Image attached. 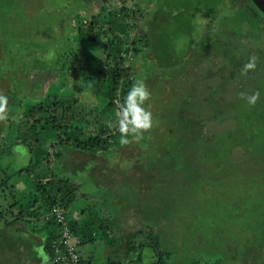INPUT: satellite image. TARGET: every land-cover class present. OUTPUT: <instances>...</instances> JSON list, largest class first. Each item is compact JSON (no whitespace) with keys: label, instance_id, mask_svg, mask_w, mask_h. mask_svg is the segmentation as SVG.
Instances as JSON below:
<instances>
[{"label":"rangeland","instance_id":"obj_1","mask_svg":"<svg viewBox=\"0 0 264 264\" xmlns=\"http://www.w3.org/2000/svg\"><path fill=\"white\" fill-rule=\"evenodd\" d=\"M107 1L86 0L85 8L78 12L75 9L78 0H0L1 25L7 29L5 33L0 32V56L3 58V53L7 54L6 62L0 63V71L4 69V74H15V79L21 83L18 97L23 93L28 98L26 102L23 101L25 115L30 107L38 105V102L32 103L30 99H41L45 105H50L56 98L57 103L73 104L76 112L81 113L80 118L87 116L89 119L91 116L92 121L94 119L91 124L78 120L71 122L68 135L73 139L79 136L86 140L89 134L97 135L100 129L105 130L106 135L110 134L111 128L115 127L119 106L130 90L128 81H124L115 99V108H108L106 93L111 90V83L103 74V57L113 53H110L104 41L97 44L87 42L82 46L74 43V25L80 16L86 19L102 13L108 17L105 21L112 23L115 28L117 26L123 36L127 35L126 25H129V29L134 27L129 20L121 23L122 15L117 18L109 16V12L118 8L119 4ZM126 2L128 10L137 8L141 11V14L135 15L134 35L154 32L165 37L167 53L172 57L171 60L169 56L166 57L169 66H165V73L172 70L167 68H178L179 60L182 59L180 53L184 51L187 55L190 49L189 56H186L190 60L185 59L181 67L186 72L180 73L179 67L170 74L171 78L160 79L158 77L161 74L151 67L148 70L150 77L147 78L142 72L146 65L142 64L144 61L154 63L152 56L138 55V52L127 55V63L137 71L136 81L143 80L150 91L151 99L145 107L152 113L153 125L139 137L129 135L126 144L122 143L121 135L115 136L109 140V149L97 156L67 147L49 127L38 135L46 149L34 144L32 134L24 127L19 128L16 123H10L4 129L0 146L9 147L10 152L0 160V182L6 179L9 182L5 186L14 187V191L9 193L6 187L0 190V214H4L0 218V264H7L2 259H9L12 250H18L24 257L22 264H35L36 258L45 260L41 246L37 247L22 234L27 227L43 228L40 221L42 216L28 219L32 222L28 221L26 225L20 221L14 222L8 225V229L4 224L5 220L14 219L12 216L20 206L41 196L42 192L36 189L38 185H45L53 193L61 190V199L72 187L77 190L80 198L73 202L67 215L68 221L78 230L77 234L102 238L105 245L109 240L101 228H109L111 221L117 220L119 227L113 230V234L117 245L121 246L128 240L140 242L146 239L143 235L135 236L136 231L146 225L154 230V234L160 233L162 251L171 253L170 264H191L193 260L234 263V248L240 252L246 248L244 243L250 232L254 238L264 237V161H250L245 150L238 146L230 147L231 161H216L213 149L217 138L224 135L231 142L236 125L233 128L231 119L221 123L203 100L209 97V88L216 86L221 90L215 96L230 104L237 95L242 100L253 95L264 99V73L259 77L230 75L231 82L221 86L227 74L226 71L219 72V61L222 59L214 58L212 63L205 59L199 62L196 51L200 33L206 29L205 20L190 15L185 17L183 8L169 5L170 0L167 3L164 0ZM68 10L70 13L66 16ZM63 18L65 21L62 26L58 23ZM182 31L191 34L180 36ZM210 36L213 35L210 33ZM246 42L254 45V40L250 38ZM262 51L260 65H263L264 70V48ZM208 67L212 69L210 72ZM235 79L244 86L241 89L243 92L237 90L239 87L234 85ZM9 83L10 80L7 83L6 78L2 80L0 91H6ZM198 104H201L203 117H198ZM211 115L216 120L211 119ZM198 121L207 129L206 134L200 136L198 125L197 139L186 140L188 134L183 135L182 132H186L187 123L195 126ZM176 123L181 124V135L175 136L176 140L170 144L169 136L164 134H167L170 124ZM256 129L262 130V124H258ZM202 138L212 145L210 150H203L204 155L201 149L198 150L199 144L204 142ZM16 141L23 143L16 144ZM24 142L34 151L33 160H30V151ZM52 144L58 145L63 153L59 162L54 164L52 162L57 159L54 156L57 148H49ZM40 155L46 159L35 163ZM47 161L52 162L48 164ZM53 167L60 169L63 176L67 177V188L60 189L56 182L51 181ZM1 170L8 173L4 175ZM21 170L20 176L13 174ZM101 172L107 174L112 190L110 186L107 187L108 179L99 180L103 175ZM122 175V185L113 187L114 181ZM122 186L124 189H121ZM34 193L37 195L34 196ZM82 194L88 196L83 199ZM117 194H121L117 197L120 203L112 201ZM39 207L43 205L39 204L34 209ZM99 211L104 214L102 226L93 224L90 230L88 227L93 216L89 212ZM79 217L83 220L80 227L76 224ZM24 242L27 245H23ZM152 256L151 250L145 249L142 264H151ZM95 263L100 264V258Z\"/></svg>","mask_w":264,"mask_h":264},{"label":"trees","instance_id":"obj_2","mask_svg":"<svg viewBox=\"0 0 264 264\" xmlns=\"http://www.w3.org/2000/svg\"><path fill=\"white\" fill-rule=\"evenodd\" d=\"M112 1L117 2L119 4V7L112 9L108 15L114 18L122 15L123 20L121 21V23L124 20H129L130 25L135 27V23L137 21L135 19V15L136 13H139L141 11H139L137 8L135 10H128L126 0ZM164 1L167 3V0ZM103 2L108 3L107 0H103ZM169 5L175 6V8H177L178 5L179 7H182L183 15L187 18L190 15L191 17H197L196 19H203L206 21V29L200 33V39L198 47H196V51L198 53L199 62L205 59L209 63H212L214 58L219 60L220 58L222 59V61H219V63H221L219 64V72L226 71L227 74L225 76L226 80H224L220 84L221 86H223V84L227 83L228 81L231 82L230 75H247L248 77H259L264 73V70H262L263 65H260V63L262 62V48H264V14L255 6L252 0H170ZM76 6L77 7L75 9L80 12L79 10L85 8L86 0H78V5ZM69 13L70 10H68L66 16ZM107 18L108 17H105L102 13L92 15L91 17L86 19H82L81 16L77 18L74 25L76 36L74 43L77 46H82L87 42L90 44H97L99 41H104L108 44L106 47L109 49L110 53H113L112 55L103 57L105 66L103 74L104 77L108 78L109 82L111 83V90L106 93L108 98L106 104L108 108H115V99L124 81H128V85L130 86V88L136 81L137 71L133 70L125 59V57L127 55H130L132 52L134 54L138 52L136 53L138 55L150 54L154 59V63L144 61L142 64L146 65L145 70L143 69L142 72L145 73L144 76L147 78L150 77L148 76V70H151V67L154 70H157V74H161L158 77L160 79H166V77L171 78L172 76L170 74H173V70L179 69V67L180 73L182 71L186 72L185 68L181 67L183 66V62H185V59L186 61L190 60V58H187L189 56L190 49H188L187 55L184 54V51L180 53V57L182 59L179 60L178 68H167L169 70L172 69L167 74L165 73L166 71L163 70H166L165 66H169V62L166 58L167 56H169V54L167 53L165 42L166 39L163 35L150 32L141 36H136L132 32L136 28L133 27L129 29V25H126L127 35L123 36L120 35V32H118L119 30L117 26L115 28L112 23H110L109 21H105ZM1 19L2 18L0 15V32L5 33L7 32V29L5 30L6 26L1 25ZM64 21L65 18H63V20L58 24H62L63 26ZM197 23L199 25V22ZM200 27L201 26L199 25V30H201ZM178 31L181 30L179 29ZM180 33V36H182V34L183 36H188L191 34V32L184 31ZM210 33L211 35H213L212 37L210 36ZM113 37L116 38L113 39ZM177 38L179 39L180 37ZM247 38L254 40V45H249V43L246 42ZM191 46L192 44L190 45V47ZM171 58L172 57L169 56L170 60ZM252 58H255V67L251 70L246 71L244 69V65H246ZM6 59L7 54L4 52L3 58H1L0 56L1 65L6 62ZM172 61H174V58L172 59ZM232 68L233 72L231 71ZM3 70L0 71L1 81L5 80L6 78V82L8 83V81L10 80V83L7 85L6 91H0V95L8 97L7 119L0 121V141L4 134V129L7 128L10 123H16L19 128L24 127L26 131L32 134V140L34 144H36L38 147L46 149L45 146H43V143L39 140L38 135L40 132H44L45 128L49 127L57 134L59 140L63 141L64 145H66L67 147H72L86 155L97 156L98 153L105 152L109 149V140H111L115 136L120 135L117 126V116L114 121L115 127L111 128V130L109 131L110 134L108 135H106L105 130L100 129L97 135L89 134L88 139L86 140L85 138H78L79 136L74 139L71 138L68 135V132L71 130V122H73L74 120H78L79 122H83L85 124H91L94 119L92 121L91 116L89 117V119L87 118V116L84 118H80L81 113L76 112V108L73 104L65 105L63 103H57L56 98L53 99V101L55 102L50 105H45L41 99H30L32 103L38 102V105L30 107L28 109V113L25 115L24 110L22 109L23 101L26 102L28 98L26 99L27 96L23 93L22 95H20V98L18 97L19 93H21V83L15 79V74H4ZM207 70L208 72H210L212 69L208 67ZM68 73L70 74L71 71ZM175 75L176 74H174V76ZM235 80L236 82L234 83V85L239 87L237 90L240 89V92H243L241 91V89H243L244 86L241 85L238 79ZM254 86L257 87V85ZM220 90L221 89H219V86L210 87L208 90L209 97L203 100L206 104V107L212 111L213 116L219 119L221 123L225 121V119H231L234 123L233 128H235L236 125V131H234L235 133L231 142L230 140L226 139L224 135L221 138H217L213 149V152L216 154V161H231V159H229V151L237 146L245 150V153H247L250 157V161H264V99L262 97H257L255 104H249L247 98H249L250 96L242 100L239 99L240 96L237 95V98L230 104V102L225 101L223 98H217L215 96L217 93H219ZM198 105L199 107L196 108L197 112H199L198 117H203V114L200 110L201 104ZM68 112H70L69 116H67ZM213 116L211 117V119H215ZM241 116H243L244 118L240 119ZM200 123L201 121L196 122L195 126H191L187 123L188 126L185 127L186 132H182L183 135L188 134L186 140L192 139L194 141L197 139L196 126L198 125L201 131H199V133H201L200 136L204 137L207 129L204 127V125L201 126ZM258 124H262V130L256 129ZM179 125L181 124H170L167 134H164V136H169L168 139H170L171 141L170 144H173L172 140H176L175 136L181 135L179 134L181 130V127ZM202 140H204V142L201 145L199 144L200 148L198 147V150L201 149L200 151L204 155L205 153L203 152V150H210L212 148V145L207 144L206 139L202 138ZM20 142L23 143V141H16L15 143L18 144ZM24 145H26L28 150L30 151V160H33L32 157L34 156V151H32L30 145H28L27 143H25ZM231 146L232 148L230 149ZM49 148H57V151L54 155L57 159H54L53 162L47 161V163H57V161L62 157L63 154L61 153V149L56 144L50 145ZM9 152V147L0 146V160L6 154H9ZM46 156L49 160V155L47 154ZM42 158L44 160L46 159L43 155H40L35 163L40 162ZM30 163L34 164V162ZM1 171L4 173V175L8 173L6 170ZM22 172L23 171L21 170L13 174L15 176H20ZM101 175L102 177H100L99 180H102L103 178L108 179L106 182H108L107 187H109L111 183L109 182L107 174L105 172H101ZM123 175L121 178L114 181L113 187L116 184L118 186L122 185ZM50 177L51 181L56 182L60 186V189L62 187L67 188L69 181L67 177L63 176V173L60 171V169L53 167V171H51ZM8 182L9 181H7L6 179L5 181H1L0 190L5 189L4 187H6L7 189L5 190L9 191V193H12V191H14V187L5 186ZM36 189L37 191L40 190L42 192L41 196H36L37 194L34 193L33 195L36 196V198H34V201L25 204L23 207L20 206L19 209L15 211L16 214L14 213V215L12 216L14 218L12 221L5 220L4 224L6 229L9 228L8 225L13 224L14 222L20 221L23 223H27L32 217L37 216V218H39V216L43 215L44 211L51 208L52 206H59L64 215L67 217L73 202L76 201L77 198H80V196L77 194V190L73 187L70 192L64 195L62 199L60 197L62 193L61 190H57L55 193H53L51 191H48V188L45 185H38ZM121 189H124V187L122 186ZM121 189L119 191H121ZM110 190H112L111 186ZM119 195L121 194H117L116 199H114L112 196V201L120 203V200L117 199ZM85 196L88 195H81L83 199ZM39 204H42L43 207L34 209ZM12 208L13 205H11L10 209ZM41 208L43 209L40 211L39 209ZM89 213L93 217L91 218V224H89L88 228L91 230V225L93 224H99V227H101L102 218L104 216L103 212L99 211L95 213ZM3 215L0 214V218H3ZM25 217H28L27 221L25 220ZM77 223L78 222H76V224ZM117 223V220H113L111 221L109 228H101L105 238H108L109 240L106 243L110 251L105 260V264H142V254L144 253L145 249H150L153 253L151 264H170L169 262L171 260V253L169 251H162L160 244V233L157 232L156 234H154V230L151 227L145 225L144 228H139L140 230L136 231L135 236L137 237L139 235H143L146 239H143L140 242L128 240L124 243V245L119 246L117 245L116 239L113 234V230L118 229L119 227L117 226ZM43 228L47 232L44 251L50 259V246L52 238L54 235L60 232L61 228L58 227L53 221L43 223ZM70 228L75 234H77V230L73 225H70ZM145 233H147V235H145ZM85 242V237H82L80 246H82ZM244 246L246 248H244L241 252L234 248L235 252L233 257L235 258V260L234 263L230 261V264H264V237H261L259 239L254 238V234L251 235L250 232L244 243ZM11 252L13 253L11 257L9 259H2V261L4 262L6 260L7 264H15V260L17 259L16 264H22L21 261H24V257H22L16 251L12 250ZM237 258L238 260H236ZM80 264H82L81 257ZM191 264H222V262L218 260L214 262L193 260Z\"/></svg>","mask_w":264,"mask_h":264},{"label":"clouds","instance_id":"obj_3","mask_svg":"<svg viewBox=\"0 0 264 264\" xmlns=\"http://www.w3.org/2000/svg\"><path fill=\"white\" fill-rule=\"evenodd\" d=\"M255 67V58L244 65V69L251 70ZM151 99V94L143 80L136 81L128 91L125 99L119 106L117 113L118 132L122 143H128L127 137L133 135L139 137L152 128L153 117L145 104ZM257 95L248 98L249 104H255ZM8 97L0 95V121L7 119ZM50 260V259H49Z\"/></svg>","mask_w":264,"mask_h":264},{"label":"built area","instance_id":"obj_4","mask_svg":"<svg viewBox=\"0 0 264 264\" xmlns=\"http://www.w3.org/2000/svg\"><path fill=\"white\" fill-rule=\"evenodd\" d=\"M42 223L53 221L60 232L53 236L50 246L52 264H80L81 238L71 228V223L59 206H52L43 213Z\"/></svg>","mask_w":264,"mask_h":264},{"label":"crops","instance_id":"obj_5","mask_svg":"<svg viewBox=\"0 0 264 264\" xmlns=\"http://www.w3.org/2000/svg\"><path fill=\"white\" fill-rule=\"evenodd\" d=\"M76 215L80 216V214H76ZM76 222H78L77 225L80 227L82 225L83 220L80 219V217H79ZM32 229H29L27 227L26 231L22 234L27 236V239H30V241L34 245H36L37 247L41 246V249L44 251V249H45L44 245H45V240H46L45 238H46V233H47L46 230H44V228H40V229L32 228ZM30 230H32V231H30ZM82 234H83V236L80 234H77L80 237H85V240H86V242L80 248V257H81L82 264H96L95 262H97L99 258H100V264H105V260H106L107 256L109 255V251H110L109 247L107 246V243L105 242V245H103L102 238L97 239V238H93L91 236V234H88L87 236L86 235L84 236V233H82ZM100 240H101V242H100ZM10 244H13V243L10 242ZM33 244H31V245H33ZM23 245H27V244H25V242H24ZM10 246H13V245H10ZM16 252L19 253L18 250ZM34 254L37 255L35 252H34ZM44 254H45V260L43 261L42 258L41 259L36 258L35 264H50L51 263L47 254L45 253V251H44ZM96 256H99V258H97ZM102 259H104V261H101ZM94 260H96V261H94Z\"/></svg>","mask_w":264,"mask_h":264},{"label":"water","instance_id":"obj_6","mask_svg":"<svg viewBox=\"0 0 264 264\" xmlns=\"http://www.w3.org/2000/svg\"><path fill=\"white\" fill-rule=\"evenodd\" d=\"M252 2L264 14V0H252Z\"/></svg>","mask_w":264,"mask_h":264}]
</instances>
